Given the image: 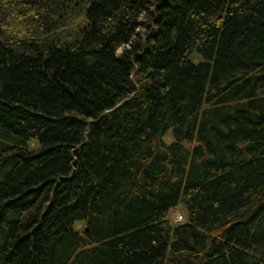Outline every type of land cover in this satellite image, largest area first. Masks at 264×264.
<instances>
[{
	"label": "trees",
	"instance_id": "obj_1",
	"mask_svg": "<svg viewBox=\"0 0 264 264\" xmlns=\"http://www.w3.org/2000/svg\"><path fill=\"white\" fill-rule=\"evenodd\" d=\"M0 264H264V0H0Z\"/></svg>",
	"mask_w": 264,
	"mask_h": 264
},
{
	"label": "built area",
	"instance_id": "obj_2",
	"mask_svg": "<svg viewBox=\"0 0 264 264\" xmlns=\"http://www.w3.org/2000/svg\"><path fill=\"white\" fill-rule=\"evenodd\" d=\"M178 220H179V221H183V216H181V215L178 216Z\"/></svg>",
	"mask_w": 264,
	"mask_h": 264
},
{
	"label": "rangeland",
	"instance_id": "obj_3",
	"mask_svg": "<svg viewBox=\"0 0 264 264\" xmlns=\"http://www.w3.org/2000/svg\"><path fill=\"white\" fill-rule=\"evenodd\" d=\"M181 213H183V212H180L178 215H182ZM176 216V215H175ZM183 216V215H182ZM80 226H82V225H80Z\"/></svg>",
	"mask_w": 264,
	"mask_h": 264
}]
</instances>
